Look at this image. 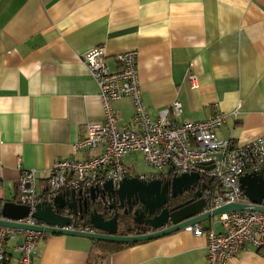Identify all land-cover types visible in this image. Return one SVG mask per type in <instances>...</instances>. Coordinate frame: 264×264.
Here are the masks:
<instances>
[{
    "label": "crops",
    "instance_id": "1",
    "mask_svg": "<svg viewBox=\"0 0 264 264\" xmlns=\"http://www.w3.org/2000/svg\"><path fill=\"white\" fill-rule=\"evenodd\" d=\"M99 46L113 71L120 67L117 55L137 52L141 96L152 120L180 101V122L220 111L226 120L216 130L219 139H264V0H0V208L18 203L24 171H36L41 195L57 160L101 152L74 149L89 124L105 121L100 88L82 61ZM112 106L117 124L132 128V98ZM135 153L124 162L141 175ZM82 194V200L90 196ZM211 219L199 224L223 232L220 219ZM77 221L90 226L87 217ZM21 241L7 242L10 264H20ZM207 246L206 237L187 229L129 244L44 233L33 264H212ZM222 264H264V250L250 246Z\"/></svg>",
    "mask_w": 264,
    "mask_h": 264
},
{
    "label": "built area",
    "instance_id": "2",
    "mask_svg": "<svg viewBox=\"0 0 264 264\" xmlns=\"http://www.w3.org/2000/svg\"><path fill=\"white\" fill-rule=\"evenodd\" d=\"M137 56L136 51L117 55L120 67L113 71L107 63L104 47H95L83 55V63L100 88L105 121L89 124L87 135L74 149L86 154L99 149L101 152L57 160L49 171V187L41 195L36 191V171H24L19 181L18 203L28 206L30 212L17 223L37 225L39 222L33 217L36 206L63 193H84L96 187L101 196L106 182L112 181L114 187H118L121 181L131 177L152 180L168 174L198 173L200 182L207 185L203 191L207 202L205 212L229 203L248 202L241 177L264 171V139L257 137L245 143L219 139L216 130L226 120V115L220 111L204 121L180 122L183 112L180 101L161 109L157 119L152 120L141 96ZM189 79L194 86L196 75L191 69ZM126 96L132 98L136 108L134 126L129 129L117 124L112 106L114 100ZM135 152L143 155L145 163L155 173L138 175L129 169L124 157ZM219 217L223 226L219 234L204 229L199 223L186 228L194 236L208 239L212 264L226 263L250 246L264 250V212H230ZM66 229L93 231L91 226L83 224H73ZM43 235L42 231L0 226V264H10L7 242L17 237L22 239L18 245L20 264H33V252Z\"/></svg>",
    "mask_w": 264,
    "mask_h": 264
},
{
    "label": "water",
    "instance_id": "3",
    "mask_svg": "<svg viewBox=\"0 0 264 264\" xmlns=\"http://www.w3.org/2000/svg\"><path fill=\"white\" fill-rule=\"evenodd\" d=\"M241 184L248 202L229 203L205 212L207 202L203 198V191L207 185L200 182L198 173L173 175L166 180L125 178L118 187H114L112 181L106 182L101 196L99 188L93 187L89 190V198L83 200L82 193L71 191L70 194L57 196L52 202L38 204L33 213L39 222L35 226L17 223L28 216V206L6 201L0 208V226L102 241L138 243L168 236L225 213L264 212V171L245 174L241 177ZM198 186L201 190L195 191ZM115 197L120 201L118 206L98 203L99 199L107 201ZM125 202L128 208L122 214L120 210ZM129 214L131 218L127 216ZM85 217L93 231L66 229L75 224L77 218L84 220ZM132 222L147 225L150 230L141 234H121V227Z\"/></svg>",
    "mask_w": 264,
    "mask_h": 264
},
{
    "label": "flooded vegetation",
    "instance_id": "4",
    "mask_svg": "<svg viewBox=\"0 0 264 264\" xmlns=\"http://www.w3.org/2000/svg\"><path fill=\"white\" fill-rule=\"evenodd\" d=\"M199 190H201V187L200 186H198L195 191H199ZM102 204H113L115 206H118L120 204V201L118 200L117 197H115V198H112V199L111 198L110 199H107V201H104L103 200L102 201ZM127 208H128V205L125 202L124 207L120 210V212L123 214L124 211H125V209H127ZM127 216L131 218L132 215L129 214ZM124 227L127 230V233L128 234H141L143 232H147V231L150 230V227L147 226V225L137 224V223H133V222L131 224H129L128 226H123V228Z\"/></svg>",
    "mask_w": 264,
    "mask_h": 264
},
{
    "label": "rangeland",
    "instance_id": "5",
    "mask_svg": "<svg viewBox=\"0 0 264 264\" xmlns=\"http://www.w3.org/2000/svg\"><path fill=\"white\" fill-rule=\"evenodd\" d=\"M131 158L134 160L135 165H136V172L137 173H152L155 172L154 169L151 166H148L145 163L144 157L141 153H135L131 156ZM220 219L219 216L214 217L211 220H214L215 222H218ZM208 222H210V220H207Z\"/></svg>",
    "mask_w": 264,
    "mask_h": 264
},
{
    "label": "trees",
    "instance_id": "6",
    "mask_svg": "<svg viewBox=\"0 0 264 264\" xmlns=\"http://www.w3.org/2000/svg\"><path fill=\"white\" fill-rule=\"evenodd\" d=\"M77 222H79V221H77ZM121 234H128V233H127V230H126L125 228H123V229L121 230Z\"/></svg>",
    "mask_w": 264,
    "mask_h": 264
}]
</instances>
